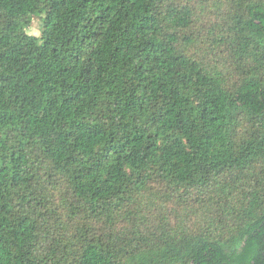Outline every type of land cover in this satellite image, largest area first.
<instances>
[{"label":"trees","instance_id":"16d2710c","mask_svg":"<svg viewBox=\"0 0 264 264\" xmlns=\"http://www.w3.org/2000/svg\"><path fill=\"white\" fill-rule=\"evenodd\" d=\"M0 264H264V0H0Z\"/></svg>","mask_w":264,"mask_h":264},{"label":"rangeland","instance_id":"374dc122","mask_svg":"<svg viewBox=\"0 0 264 264\" xmlns=\"http://www.w3.org/2000/svg\"><path fill=\"white\" fill-rule=\"evenodd\" d=\"M42 27H43V17L40 15H37L33 18L32 24L28 28V32L30 34L40 36L41 31H42Z\"/></svg>","mask_w":264,"mask_h":264}]
</instances>
